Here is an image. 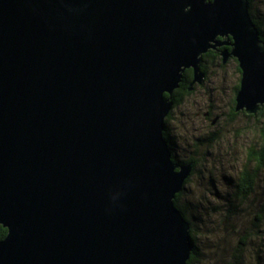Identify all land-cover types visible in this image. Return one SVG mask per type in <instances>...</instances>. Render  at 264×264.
<instances>
[{
	"label": "water",
	"instance_id": "water-1",
	"mask_svg": "<svg viewBox=\"0 0 264 264\" xmlns=\"http://www.w3.org/2000/svg\"><path fill=\"white\" fill-rule=\"evenodd\" d=\"M224 45L236 111L262 115L248 0H0V264H188L175 199L195 164L164 134L184 73L203 84Z\"/></svg>",
	"mask_w": 264,
	"mask_h": 264
},
{
	"label": "rangeland",
	"instance_id": "rangeland-1",
	"mask_svg": "<svg viewBox=\"0 0 264 264\" xmlns=\"http://www.w3.org/2000/svg\"><path fill=\"white\" fill-rule=\"evenodd\" d=\"M253 8L255 16L264 22V0H255ZM204 65L205 83L196 84L191 94L172 111L167 129L177 158L180 161L195 158L199 163L181 200V204L190 208L188 214L203 254L198 264H225L234 253L239 236L251 230L250 221L259 209L255 208L264 202V169L257 179L255 200L245 211L233 215L227 228L223 226L222 233L228 237L221 241L215 240V226H220L219 221L215 223L219 214L216 210L228 205L227 196L231 198L249 149L260 144V130L247 114L235 119L231 114L235 89L240 82L236 62L231 59L227 64L212 63L206 59ZM208 112L211 119L206 118ZM253 238L244 255L245 264H257L259 256L264 261L261 251L264 240Z\"/></svg>",
	"mask_w": 264,
	"mask_h": 264
},
{
	"label": "trees",
	"instance_id": "trees-1",
	"mask_svg": "<svg viewBox=\"0 0 264 264\" xmlns=\"http://www.w3.org/2000/svg\"><path fill=\"white\" fill-rule=\"evenodd\" d=\"M254 3H255V0H248L249 13L253 19V22L256 28L259 31L261 41L264 43V22L255 16L253 12ZM206 59H211L212 63H214L215 61L223 62V59L220 56V54H215L213 53V51H209L208 54L202 57V71L206 75H207V69L204 65ZM237 70L240 74V82L238 83L236 90H235L236 95L233 100V107L231 110L233 119H235L240 114L246 115L244 114V111L240 113L236 111V96L240 89L241 74H242L239 66ZM192 79H193L192 72L187 70L184 73V79L180 85V88L176 90L174 95L171 97V100L174 102V109L183 103V100L187 95L191 94V91L189 90V88L193 81ZM166 97L168 98L169 96L166 95ZM171 114L169 115L167 122L171 118ZM247 117L253 118L256 122V126L258 130H260L259 131L260 144L258 146H254V148L249 149L250 152L248 153L246 164L242 168L239 174L240 176L238 178L237 183L234 185L233 193L230 195L231 198H229V195L227 196L228 199L226 202L228 205L223 208L219 207V209L216 210L217 213L219 214H218V218L215 221V223L219 221L220 226H215V240H219V241L224 240L228 237L227 235L223 234L224 232L222 233V230L224 229L223 226L227 228V225L230 222V218L233 215L237 214L238 211H241V210L245 211L248 205H250V202L255 200L253 196L256 193L257 179L260 173L264 169V114L260 115V113H258L256 115H247ZM164 136L169 144V148L171 149L173 153V160L175 161V163L180 164V165H187L191 163L195 164L190 177L185 182L184 190L181 193H179L175 199V205L181 211L184 218L190 223V226H191L190 234L192 237L193 251L191 253V257L188 261V264H198L203 254L201 253L200 247L197 243V236L195 233L196 230L193 229L192 227L193 223L188 214V210H190V208L186 204H181V200L185 194L186 186L190 183L191 178L194 176L195 169L199 165V163H198V160L195 158H190L187 161H180L175 155L174 141L171 139L170 133L167 128H166V132ZM257 208H259L258 211L254 215V218L250 221L251 230L249 229L248 232L245 231V234L239 236L238 245L235 248L234 253H232L229 259L225 261V264H245L244 255L246 253L249 243L252 240H254L253 237L256 236L257 239L264 240V234L263 233L261 234V232L264 231V202H261V204L258 205L255 209ZM252 232H254L255 235H253ZM7 234H8V230L5 229L2 225H0V241L4 240ZM261 251L264 253V249ZM262 259L263 258H261L260 256L257 257V264H262V263L264 264V261Z\"/></svg>",
	"mask_w": 264,
	"mask_h": 264
},
{
	"label": "flooded vegetation",
	"instance_id": "flooded-vegetation-1",
	"mask_svg": "<svg viewBox=\"0 0 264 264\" xmlns=\"http://www.w3.org/2000/svg\"><path fill=\"white\" fill-rule=\"evenodd\" d=\"M218 41H220V42H231L230 41V39H228V38H226V39H224V38H218ZM232 50V47L231 46H227V45H224V46H221V47H217L215 50H210V51H213V53H215V54H220V56H221V53H222V51H224V50ZM222 57V56H221ZM232 60H234L235 62H236V67H237V69H238V66H239V63H238V61H236L237 59H235V58H231ZM230 59V60H231ZM240 68V67H239ZM241 70V69H240ZM189 71H191L192 72V74H193V70H189ZM206 75V74H205ZM241 77H242V74H241ZM193 80V79H192ZM205 81H206V78H205ZM205 81H204V83H205ZM236 90V89H235ZM242 112V111H241ZM244 114H246V112H244ZM248 115V114H247ZM206 118H208V119H211L212 118V114H211V112H208L207 114H206ZM216 120V119H215ZM212 124L213 125H215L214 123H213V120H212Z\"/></svg>",
	"mask_w": 264,
	"mask_h": 264
}]
</instances>
